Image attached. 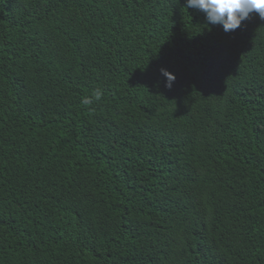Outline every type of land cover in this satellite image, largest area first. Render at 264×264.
<instances>
[{
    "label": "trees",
    "instance_id": "trees-1",
    "mask_svg": "<svg viewBox=\"0 0 264 264\" xmlns=\"http://www.w3.org/2000/svg\"><path fill=\"white\" fill-rule=\"evenodd\" d=\"M185 3L0 0V264H264V20Z\"/></svg>",
    "mask_w": 264,
    "mask_h": 264
},
{
    "label": "clouds",
    "instance_id": "clouds-1",
    "mask_svg": "<svg viewBox=\"0 0 264 264\" xmlns=\"http://www.w3.org/2000/svg\"><path fill=\"white\" fill-rule=\"evenodd\" d=\"M185 8H193L203 12L210 24H220L225 32L237 29L250 14L257 13L264 20V0H186ZM166 78V87H171L175 81L174 74L161 69ZM102 92H95V100L101 99ZM84 104H91V98H85Z\"/></svg>",
    "mask_w": 264,
    "mask_h": 264
}]
</instances>
